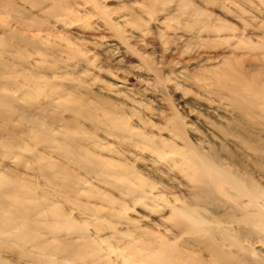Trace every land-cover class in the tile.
I'll use <instances>...</instances> for the list:
<instances>
[{
    "label": "rangeland",
    "instance_id": "1",
    "mask_svg": "<svg viewBox=\"0 0 264 264\" xmlns=\"http://www.w3.org/2000/svg\"><path fill=\"white\" fill-rule=\"evenodd\" d=\"M230 74L264 90V0H0V264H149L162 245L264 264V201L209 185L188 205L191 145L264 195V111L234 108Z\"/></svg>",
    "mask_w": 264,
    "mask_h": 264
},
{
    "label": "bare ground",
    "instance_id": "2",
    "mask_svg": "<svg viewBox=\"0 0 264 264\" xmlns=\"http://www.w3.org/2000/svg\"><path fill=\"white\" fill-rule=\"evenodd\" d=\"M216 81H217L218 85H220L222 88H224L231 95V100H232V104H233L234 108L236 110H238V112H240L242 115H247L248 111L250 109H253V108H257L259 110L264 111V90L262 87H258L256 85L255 80H253V82H252L253 85L252 84L249 85V83H246L240 77V75L230 74V75H225L222 78L217 77ZM1 94H3V93H1ZM5 98L6 97H1L0 102H3L5 100ZM259 99H262V101L260 102ZM171 117H172V115H171ZM181 120L182 119L178 115H174L171 118L172 131L174 133L176 132L177 135L179 134V132H181L182 126L184 125L183 124L184 121H181ZM187 126L188 125H186V127ZM188 127H190V126H188ZM193 128L194 127H192V129ZM124 129H126V128H124ZM129 131H131V130H129ZM40 134H41V132H40ZM42 136H43V134H42ZM185 137H186V135H185ZM37 138H38V136H37ZM46 138H47V136H46ZM49 141H50V139H49ZM244 143H246L248 145V147L251 148V146L249 145L248 142H244ZM50 144H51V142H50ZM52 146L55 147L54 143ZM186 151H187V149H186ZM188 151L189 152H188V154L186 153L187 156L185 158L181 155L182 158H184V163L187 164V166L190 169L189 174H185V175L188 177L191 176V178L193 177L199 181V185H196L195 187H193L194 188V190H193L194 195H193L192 201L188 202V205H193L194 203L199 201L201 199L202 193L204 194V193L208 192V188L210 185V186L215 187V189H217V190L222 189V191L228 196L227 198L230 197L232 199V202L234 203L235 206L241 204V202H239V198L241 196H246L248 199V204L252 205V206L255 205V206H253V209H254V207H255V209H259V208H256L257 201L259 199L264 201V195L257 189L256 186H254L250 182L249 183L245 182V184L240 183L241 181L237 180V178L235 176H233L231 173H229V171L227 172V171L223 170L221 168L222 165L219 166L220 168H218V166H216L212 162H209V161L203 159L202 158L203 156L201 157L198 150H196V148L193 147L192 145L190 146V149H188ZM64 152H66V151H64ZM184 153L185 152H183V155L185 156ZM96 168L97 167H95L94 170L96 171V174L97 173L99 174V172H100L99 170H101V169H96ZM103 171H104V174L109 173L108 171L106 172L105 169ZM244 181L245 180H243V182ZM143 183H144V181H143ZM124 184L126 185V183H124ZM235 192H236V194H235ZM246 197H244V198H246ZM245 205H247V204H245ZM24 207L25 206L22 202H18L13 207V209H14V211H17L18 213L23 215L25 213V209H26ZM2 210H3V208H2V206H0V214H2ZM240 210H242V209H240ZM261 212H262L261 210H260V212L258 211L257 215L254 214L253 216H251L248 219L250 222V225L254 226V228H258L259 226H261L262 227L261 229H264V213H261ZM4 215H6V214H4ZM10 215H12V213ZM256 219L258 220V222L261 221L263 224H261V225L257 224L258 222L256 221ZM209 221H211V220H209ZM12 223L13 222H11V224H8V225H10L11 230H14V228H16V227ZM174 224L177 228L188 229L189 232H191V233L197 232V233H199V235H201L202 231L205 230L204 229V222L199 221V219L195 215H193L192 213H189V212H185V214H183V219L175 220ZM5 231L6 230L0 225V233L1 234L5 233ZM18 232H20V231H18ZM18 235L22 236V233L21 234L19 233ZM202 236H203V234H202ZM32 238L35 240L34 237H32ZM142 256L145 257L144 259L149 264H199L195 261L185 260L184 256L176 248L175 245H171L168 248H166L165 245H162V247L159 250V254H155L154 252L151 251L150 253H147V254L142 255Z\"/></svg>",
    "mask_w": 264,
    "mask_h": 264
}]
</instances>
